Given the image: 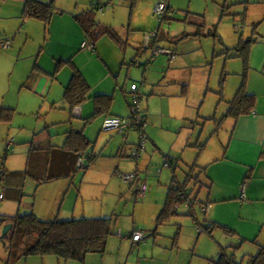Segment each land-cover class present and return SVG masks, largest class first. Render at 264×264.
<instances>
[{
  "label": "crops",
  "instance_id": "0c3cea01",
  "mask_svg": "<svg viewBox=\"0 0 264 264\" xmlns=\"http://www.w3.org/2000/svg\"><path fill=\"white\" fill-rule=\"evenodd\" d=\"M0 1H3V3L10 2L8 0ZM39 1L49 2L51 0ZM98 1L99 2L86 0L85 2H82L81 0H78L74 8H72V6L69 8L60 7L56 9L57 12L53 14L50 24H45V30L49 29V31H51L50 25L52 24V27L53 24L56 25L59 22L61 23L60 27H62L63 32L59 33V36H64L68 32L72 35L73 39L71 42L64 41L61 43L63 48L62 55L70 52L65 58H72L76 66L80 68V66L74 61V55L76 56L79 51L90 53L92 56L94 55V67L97 68L96 75H94L93 85L87 79V77L89 78L88 74L85 72L86 77L83 70L80 68L88 83L91 85L92 91L85 101L86 103L77 107L79 113H77L76 117L84 120L83 125L81 126L78 124V128L73 126L69 127L65 131V140L70 129H80L86 134V126L93 120L92 119L90 122H87L85 121V118H88L94 111V103L92 106V101H90L94 96L93 94H95L94 92L107 93L114 96L120 88L123 91L125 100L128 104V99L132 97V94L129 92V86L132 82H136L140 87V92L142 93V95L140 94L141 98L139 100L140 109L146 117L145 129L147 133V140L145 142V149L142 152V155L137 160L130 158V153L139 140V136L138 139L135 138L136 134L139 135V131L137 130H132L125 134L121 133V136H117L115 140L113 139V136L108 134L99 135V138L94 140L97 142L98 146L96 145L95 147L94 145V149L92 148L94 153L97 154L99 145H102L103 142H105L104 146L100 148L102 154L100 157L104 159L105 163L100 159L97 164H94L95 167L100 163V161H102L104 165L101 169H94V172H102V179L99 181L101 184H110L113 179L112 176L114 175H120L123 179L122 175L130 172L138 173L139 178L146 182L144 195L140 196V192L139 194L137 193L139 189V181L130 183L123 179L124 181L130 183L129 186L131 187L127 189L126 194L128 197H131L134 203H136L132 213L136 214V216L134 217L131 232L142 230L144 231L145 238L140 242L134 243L132 237L129 235L131 232L128 233L127 230L124 231L122 226H118L119 229L116 231V224L118 223L117 219V221L113 224L112 235L115 236L113 242L114 246L117 244V255L119 258L118 264H129L131 255H134L136 258L134 262L137 264H190L189 261L187 262L185 259H182L183 255L180 245V233L183 231L182 223L176 220L171 224V221H173L171 219L168 223L161 225L158 232L155 233L154 228L156 227L157 216L163 207L157 213L158 208L162 205L159 201L153 203L151 201L152 196L156 190L160 191L161 188H164L165 183L169 181L164 201L165 204L168 188L174 182V178L176 177L179 181L185 180L190 166L196 164V169L200 173V178L203 179L205 183H209V186L203 185L204 187L201 188L202 191L200 190V192H204L206 194V198L205 200H200L204 202V204H208V210L205 213L209 212V210L214 212L211 218L212 220L221 222L219 220L222 219L219 218L216 213L217 208L219 207L218 204L227 200H239L244 207L248 206L252 210L254 216L258 211L262 212L264 216V57H262L260 64L254 63V59L252 57V47L254 42H252L249 49L250 54H248L249 69L246 72L241 57H228L226 54H219L223 51L218 52V49H214L213 53H217L219 55L213 56L211 60V70L207 72L208 77L198 84V91L193 93L190 86L192 77L191 73H189V69L194 66V58H190L187 52L181 53L180 48L173 45L177 54L176 58L172 59L168 54H166L168 56L164 57H161V54L152 57V60L156 57L159 58L155 59L154 64L145 65L143 73L144 81L133 79L129 74H127L125 82H122V62H125L127 57L117 61L119 64L118 68L121 71L116 73L113 61L115 60L118 52H121V50L114 38L107 35L99 37L94 41V51L85 50L81 46L83 40L89 36H86V31L77 19V16L87 9L93 7L97 8L98 5L99 9H95V13H99L101 11L103 12L106 7L102 8V5H107L108 3H112L116 0H109L107 4L100 2L102 0ZM130 1L131 5L128 14V16H130L128 21L130 20V22H128L129 24L127 25V33L130 34V32H132L131 36H133L134 40H136V36L137 38L143 36V41H145L146 35L150 34L148 43L145 42V46L149 47V44H151L154 39L153 37L157 34L154 31L156 30L157 22H161L159 19L160 15L157 13L158 16L155 17V9L153 10L151 7L146 8L143 3L139 4L137 2L135 4L133 0ZM160 1L167 3L170 11L168 13L169 16L176 15V9L173 7L171 0ZM13 2L15 3L14 12L7 15V17L12 19L13 22L9 24L8 28H1L0 26V52H2L3 55H11V53L15 51L24 53L25 48L28 47V42L31 41L30 30L32 29V25H34L33 22H29L30 20L35 19L36 21H40V23H45V21L40 18L24 15L26 0H24V2H22V0H14ZM18 6L20 8H17ZM1 10L0 18H2L3 15ZM20 12L21 16H19ZM188 12L193 11H186V13ZM143 15L147 16V18L144 19ZM185 16L184 18H186ZM21 18L25 20L24 22L19 23ZM168 21L171 22V20ZM182 21H184V19H182ZM100 23L111 26L118 32L113 25L105 24L103 22ZM191 30L192 29L187 31ZM22 31L24 32V35H26L25 40L21 38ZM46 31L47 33L49 32L48 30ZM135 32L138 33L135 34ZM182 32H179V34H182ZM118 34L120 35L119 32ZM216 36L220 35L216 33ZM120 37L126 41L127 45L128 40L121 35ZM19 38L23 40L20 43L16 41ZM8 40H10L11 43L9 46L4 47L3 43ZM165 46L169 45L165 44ZM136 48L138 49L137 46ZM226 49L227 48H225V50ZM43 50L44 49H42V51ZM107 52L113 53V57H111L112 59L108 57L109 55H107ZM127 52L128 50H126L125 54H127ZM205 54L207 56V61L210 62L207 51ZM39 55L40 54H32V58H37L38 60ZM85 57L86 55H84V58ZM167 57L169 62L167 61ZM84 58L82 59L84 60ZM144 58L146 57L136 53V55L132 57V62L136 63L139 59L143 60ZM141 64L143 65V63ZM166 64H168V71L162 70L165 69ZM82 65L86 66L84 63H82L81 66ZM69 68H72L73 70L72 65L66 66L62 69L58 76L52 75L54 78L50 77L51 74L44 73V71L38 73L36 71L31 72L32 74L30 73L28 76V82H22V85L34 88L43 96L47 95V99L53 98L51 104H54V102H56L57 92L62 91V89L65 92V88L69 83V81L66 82L68 77L71 75ZM148 70L149 74L147 76ZM215 71L216 83L213 84L212 78ZM245 72L246 90L255 95L253 105L245 114L238 116L229 115L224 117L228 112L230 100L235 97L240 89V86L243 84ZM153 73H156L157 76H154ZM230 76H233L234 78L228 81ZM113 77L116 78L115 82L112 81ZM129 79L131 80L130 82L128 81ZM53 90L55 93L52 97L51 92ZM164 95H168L169 97L179 95V100L177 102H173L169 99H163L160 106L157 107L156 97ZM217 95L219 96V99L217 98ZM47 99L45 103L43 102L42 105L39 106L41 112L46 106L48 101ZM63 101L67 103L64 100V93ZM67 105L69 106L68 103ZM112 108L113 107H111L108 113L99 115L103 116V118H99L97 122L96 127H99V131L105 129L103 127V122L108 114L124 116L125 111L123 109L116 107L112 110ZM225 110L226 112L220 116V114H222ZM41 114L42 113H40V115ZM223 117L224 119H222ZM39 122L41 121H37V126H39L40 129H36L37 131L31 137L24 140L22 139V143L25 145L22 147L24 148L22 150L25 152L26 161L25 168L21 171L24 179L21 188H18V190L22 193L21 196L27 194L33 196V208L31 210H26L24 213L33 212L45 220H51L54 218L73 219L82 217H112L116 215L120 209V202L123 195H121V200L119 199L117 201L118 203L114 205L112 212L103 214V210L105 212L106 209L103 208V205H101V214L88 216L89 214H95L94 209L86 206L85 195L82 199L80 198V187H74V183L77 182V177L80 175L79 172L82 173L80 183L84 182V175L91 171L92 168L90 167V162L93 160L91 161L90 159H87L85 164L88 166H80L78 158L81 153L77 154L66 149L64 147L65 141L64 143L59 142L58 140L54 141L52 136L55 135V131L50 128L48 123L43 125L42 122ZM176 130L178 132H176ZM17 141L21 142L20 136L16 138L12 137L7 140V143L5 144L6 153L10 151L16 153V148L14 149V146L17 144ZM22 143H19V147H21ZM197 144H205L200 154V149ZM89 150L90 146L82 151V153H90V156L93 159V154H91ZM106 155H109L112 158L107 160L105 158ZM95 157L96 156L94 155V158ZM168 161L170 164L167 165L166 162ZM164 162L165 164H163ZM181 163L182 165L187 166L186 171L183 173L184 177H182L181 173H179ZM174 165L177 167L174 168ZM117 179L119 180V178ZM108 186L110 185H105V188ZM27 189L32 192L29 193ZM162 191H164V189ZM149 192L151 194H149ZM18 195L19 194H16L17 199L19 198ZM146 196L149 197L148 201H145ZM5 198L6 193L3 194V198L0 199V202L5 200ZM64 207L66 208L64 209ZM1 208L5 211H0V225L3 224L4 226L6 224H12L1 223V220H3L4 217L15 216L19 213H23L17 212L15 214H10L6 212L8 211L6 206H1ZM144 209L152 211V219L149 220L141 216V211ZM79 213L84 214L77 217L76 215ZM141 220L147 222L150 226L153 225V227H143L142 223H140ZM196 223L199 227L202 225L199 219ZM223 224L231 227L227 223ZM199 227H197V229L195 226V230L198 231V235L202 233V230H200ZM240 231L242 230L240 229ZM176 232H179V235H177L179 240L174 239L177 234ZM235 232H237V230ZM118 235H122V238ZM118 237L119 240H117ZM243 238L246 239V237H242L241 239ZM110 239L111 238L109 237L107 240V246H109ZM1 240L6 246L4 238H1ZM253 240L258 244V247L249 255L257 254L261 246L264 245V242L260 241L256 237ZM110 247L111 248L109 250L107 249L104 254H88L85 257L86 261L84 260L82 264H88L89 259H94V264H97L95 259H100L98 264H105L104 255H106L108 251L109 253H114L115 250L113 246ZM135 247L137 248L135 249ZM197 254L198 253H196L193 249L192 255ZM40 256L43 257L40 258L38 255H31L22 258L26 259L25 261L27 264H48L51 261H54L51 254ZM57 259L59 263L64 262V264H75L74 262H69V260L59 258L58 256ZM17 261L14 264H16Z\"/></svg>",
  "mask_w": 264,
  "mask_h": 264
},
{
  "label": "rangeland",
  "instance_id": "374dc122",
  "mask_svg": "<svg viewBox=\"0 0 264 264\" xmlns=\"http://www.w3.org/2000/svg\"><path fill=\"white\" fill-rule=\"evenodd\" d=\"M10 2L3 3L0 1V10L3 13L2 18H0V26L1 28L9 26L12 19H9L7 15L11 12H14L15 3L14 0H8ZM47 1V0H43ZM78 0H55V8L58 9L60 7L69 8L72 6L74 8L76 6V2ZM85 2L86 0H81ZM135 4L138 2L139 4H144L147 8L151 7L153 10L155 9L156 4L160 0H133ZM173 7L176 9L175 19L164 22H157L156 30L154 31L157 33L158 29L160 28L161 31L165 32V34L169 33V37L171 39H175L179 32L187 31L193 29V27L187 24L184 19V16L187 14L186 11H193L197 13H205V22H206V29L212 28L217 34L220 36L208 35L203 37H189L187 39H178L177 47L180 48L181 53L187 52L190 58H194V66L191 67L189 73H191V90L193 93L198 91V84L202 82L206 77H208L209 70H211L212 63L211 60L213 56H215L214 49H218L219 51H224L225 48L230 49L235 47L239 44L240 41H246L249 38H253L257 36V41L255 40L252 47V57L254 59L255 64H260L262 57H264V0H171ZM24 2V0H22ZM80 2V1H79ZM94 2H99L98 0H94ZM100 2H104L103 4H107L109 0H102ZM12 4V5H10ZM130 0H116L112 3H108L106 5V9L102 12H97L96 20L99 22H103L105 24L113 25L122 37H125L128 40V44L125 46L119 45L121 52H118L116 55L115 60L113 61V66L116 69L115 72L118 73L121 70L118 68L119 64L117 61L127 57L125 62H122V75L121 80L125 82L127 74H129L133 79H137L139 81H144V69L145 65L154 64L156 57L152 60V53L153 47H146V37L145 41L143 36L134 40L133 36L127 33L128 28V16L130 11ZM109 6V7H107ZM87 7V6H86ZM17 8H20L19 6ZM21 16V12L19 13ZM157 17V13L154 14ZM160 17V16H159ZM143 18H147V16L143 15ZM161 20V17L159 18ZM25 19L20 20L19 23L24 22ZM29 22H33L32 29L30 30L31 41L28 42V47L25 48L24 53L18 51L13 52L11 55H3L0 52V105H8L13 106L16 108L15 114L11 121H0V193L5 194V200L0 202V211H5L1 206H6L8 208V213L15 214L19 212H25L26 210H31L33 208V196L30 195H23L21 196V192L18 188H21L24 176L22 175L21 171L25 168V152L22 150L25 145L22 141L26 138L31 137L37 131L36 129H40L37 126V121H41L43 125H48L50 128L55 131V135L52 136L53 140H58L59 142L64 143L65 141V131L73 126L78 128V124L81 126L84 123L82 118H77L70 112V108L63 101V89L62 91L57 92L56 102L51 104L53 98L47 99V95L43 96L39 91H36L32 87L22 85L28 82L29 74L31 72L36 71L43 72L46 74L58 76L62 69L66 66H71V63L61 64L58 66V58L68 59L69 57L65 58L66 55H62L63 48L62 44L64 41H69L73 39L72 35L68 32L64 36H59V33L62 32V27H60L61 23H57L56 25L53 24L50 30L47 33L45 30V23H40V21H36L35 19L30 20ZM63 22V21H62ZM6 28V30H7ZM63 33V32H62ZM138 32H135L137 34ZM178 33V34H174ZM134 34V35H135ZM20 36V33H19ZM109 36V35H107ZM129 37V38H128ZM21 38L25 40L26 35L22 31ZM19 38L16 41L22 42L23 40ZM131 40V41H130ZM108 42V41H107ZM162 46L168 44V42H163ZM111 44V43H110ZM138 47V49L136 48ZM184 46V47H183ZM43 47V48H42ZM1 48V47H0ZM183 48V50H182ZM13 49V48H12ZM42 49H44L42 51ZM141 49V50H140ZM72 50V49H71ZM126 50H128L127 54ZM140 50V51H139ZM41 51V52H40ZM207 51L208 57L210 62L207 61V56L205 52ZM143 55L146 58L143 60H138L136 63L132 62V57L136 55ZM33 55H39V58H32ZM57 54V55H56ZM250 54V52H249ZM56 55V56H55ZM84 55L86 57L84 58ZM108 57H113L112 52H107ZM161 57L168 56L166 54H161ZM226 56V55H225ZM84 58V60L82 59ZM109 58V59H110ZM112 59V58H111ZM245 57H241V60L244 63L245 69ZM74 61L80 66L83 70L84 74H88L89 82L93 85L94 75H96L97 68L94 67V55L92 56L90 53H85L83 51L77 52L76 56L74 55ZM116 61V62H115ZM167 61L169 59L167 57ZM37 62V65H36ZM84 63L86 66H81ZM143 63V65L141 64ZM223 67V65H222ZM217 68V66H216ZM71 75H72V68H69ZM164 71H168V64L165 65ZM47 71V72H45ZM156 72V69H155ZM254 72V70H253ZM32 74V73H31ZM149 74V70L147 72V76ZM154 76H157L156 73H153ZM71 75L68 77L67 81H69ZM235 76V75H233ZM233 76H230L228 81H230ZM54 78V77H53ZM115 77L112 78V81L115 82ZM131 81L130 79L128 80ZM160 81V80H159ZM213 84L216 83V71L212 78ZM123 85V84H122ZM52 97L54 95V90L51 92ZM113 93V92H110ZM157 107L160 106L163 99H169L173 102H177L179 100V95L173 96H157ZM219 99V96L217 95ZM48 100L44 110L41 112L40 107L42 103ZM93 106V98L92 100ZM89 102V101H88ZM87 102V103H88ZM86 103V102H84ZM82 106V105H81ZM112 110L116 107H119L125 111L124 116H129L131 113V108L128 106L123 91L119 88L118 92L114 94V100L112 102ZM42 109V107H41ZM227 110V109H226ZM223 111L220 116H222L225 112ZM40 113H42L40 115ZM74 116V117H73ZM76 117V118H75ZM99 118H103V116H98L93 119L90 123L86 126V134L92 140L90 145V152L93 154V161L90 162V167L92 168L88 174L84 175V182L80 183V179L82 173H80L79 177H77V182L74 183V187L79 186L80 190V198L84 197L85 195V202L87 207H91L94 209L95 214H85L88 216H94L101 214L100 209L101 205H103L106 209L104 213L112 212V209L117 201L121 198L120 202V209L116 215H114L113 222L117 221L116 224V231L119 229L120 226L123 227L124 231L131 232L133 227V221L136 214L133 213V208L136 203L133 202L131 197H128L126 191L130 183L124 181L120 175L112 176V180L110 184H101L99 181L102 179V172H94V169H101L104 165L102 161L105 163L104 159L101 158V150L104 146L99 145L97 154L94 153V145L98 146L97 142L94 140L99 138V135L108 134L113 136L115 140L117 136H121V133L117 130H102L99 131V127L97 126V122ZM39 122V123H41ZM11 131V132H10ZM18 132V133H17ZM176 132H178L176 130ZM20 136L21 142L17 141V144L14 146L16 148V153L7 152L5 149V144L7 140L11 139L12 137L16 138ZM138 134L135 135V138L138 139ZM23 139V140H22ZM19 143L21 147H19ZM93 148V149H92ZM13 149V147H12ZM159 152V151H157ZM7 154V155H6ZM159 154V153H158ZM94 155L96 156L94 158ZM6 156V158H5ZM105 158L107 160L111 159L109 155H106ZM100 163L94 167V164H97L98 160ZM165 164V162L163 163ZM161 166V165H160ZM161 168V167H159ZM187 166L182 165L179 169V173L183 176L184 171H186ZM20 171V172H19ZM119 178V180L117 179ZM182 179V178H181ZM112 184V185H111ZM124 184V185H123ZM169 181L165 183V187L161 188L160 191L156 190L152 196V202L156 203L159 201L162 206H160L157 210V213L163 207L166 191ZM105 185H110L105 188ZM123 187V188H122ZM119 189V190H118ZM164 189V191H162ZM76 190V189H74ZM118 190V191H117ZM134 190V189H133ZM27 191L31 193V190ZM202 191V190H201ZM76 192V191H75ZM198 192V188L195 189V194L198 196V200L203 199L205 200L206 194L204 192ZM16 194H19V198L17 199ZM149 194H151L149 192ZM138 195V194H136ZM148 195V194H147ZM150 196V195H149ZM146 196L145 201H148ZM20 199V200H19ZM129 201V202H127ZM142 202V201H140ZM66 206V205H65ZM155 206V205H153ZM217 214L219 218L222 220L220 223H227L231 227L237 230V232L233 234L226 233L222 227H216L215 230L210 234L204 229V224L207 223L208 219H211L214 212L209 210V212L205 213L202 210L200 203H197L195 206V213L193 215L190 214H180L176 215L172 218L175 222L182 223L183 231H181L180 236V245H181V252H182V259H185L187 262L189 261L190 264H215L216 260L221 256L223 250H229L228 252H234V257L242 261V264H246L249 254L253 253L258 247V244L255 243L253 240L255 237L260 241L264 242V216L262 212H258L255 214L252 210L247 206L244 207L243 204L239 200H227L222 201L218 204ZM66 207H64L65 209ZM109 209V210H108ZM187 206H181L180 211H187ZM37 211V210H36ZM142 217L147 219H152L151 210L144 209L141 211ZM149 213V214H148ZM156 213V216H157ZM82 213L76 215L80 217ZM84 214V213H83ZM82 214V215H83ZM197 217V218H196ZM141 219V218H140ZM199 221L203 224L197 226L196 221ZM257 223H256V221ZM143 227L152 228L150 224L141 220ZM119 226V227H118ZM199 227L203 231L200 235H198V231L195 230ZM242 230L240 231V229ZM168 227V225H167ZM4 225H0V235ZM121 229V228H120ZM198 229V228H197ZM239 230V231H238ZM122 234V233H121ZM128 235V234H124ZM242 235V236H241ZM119 236V235H118ZM120 235L119 237H121ZM119 237L117 240H119ZM198 237V238H197ZM242 237H246L242 244L239 245V241ZM110 243L107 246L109 250L113 246L115 248L114 253L107 252L105 257V264H118V255H117V244L114 246V238L115 236H110ZM179 240V237H178ZM117 242V241H116ZM108 244V243H107ZM137 247H135L136 249ZM193 249L198 253L197 255H192ZM9 248L8 246L4 245L1 238H0V264H7L5 261L8 258ZM37 256V255H35ZM40 258L43 256L38 255ZM51 257L54 261H51L48 264H64L59 263L57 256L51 254ZM94 258V257H93ZM214 258V259H211ZM26 259L22 258L21 260L17 261L16 264H27ZM42 260V259H41ZM97 264L100 262V259H95ZM136 258L134 255H131L129 260V264H137L134 261ZM86 261V260H85ZM69 262H74L75 264H82V261L79 260H69ZM186 262V263H187ZM39 264V263H33ZM43 264V263H41ZM84 264V263H83ZM88 264H94V259H89Z\"/></svg>",
  "mask_w": 264,
  "mask_h": 264
},
{
  "label": "trees",
  "instance_id": "16d2710c",
  "mask_svg": "<svg viewBox=\"0 0 264 264\" xmlns=\"http://www.w3.org/2000/svg\"><path fill=\"white\" fill-rule=\"evenodd\" d=\"M54 1L55 0H51L49 2H41L39 0H26L24 15L40 18L45 21L46 25H49L52 20L53 14L57 12L56 8L54 7ZM95 9L98 10L99 5L97 8L93 7L87 9L77 16V19L80 21L84 30L86 31V36H89L93 41H95L103 35H109L114 38V40H116L117 44L125 46L126 41H124L120 37L115 29H113L111 26H107L96 21ZM169 12L170 11L167 7V11L165 12L164 16H160L161 22L173 20L176 18L172 15L169 16ZM185 17L186 18H184V21H186L189 25H192L194 29H192L191 31H183L182 34L177 35L175 39H171L169 37V33L165 34V32L161 31V29L159 28L156 36L153 37L154 39L152 43L149 44V47L168 48L173 52L172 56L170 54L168 55L172 59H174L176 58L177 54L173 48V45L177 47L178 39H185L190 36H203L208 34H213L216 36V33H214L215 31L212 28L206 29L207 25L205 22V14L188 12ZM256 38L257 36H254L253 38H249L246 41H242L235 47L226 49L219 54L223 53L228 57L244 56L245 70L247 72V70L249 69L248 54L250 44L257 40ZM163 42H168V44L166 45L169 46H162V44H164ZM219 54L216 53L215 56H218ZM67 63H71L73 72L70 77L69 83L65 88L64 100L69 104L71 113L76 116L77 114L75 113V109L87 100V98L91 94L92 87L88 83L81 69L73 62L72 58L58 59V66ZM246 72L243 84L240 86V89L238 90L235 97L230 100L228 112L224 117L229 115L238 116L241 114H245L251 109L253 105L255 95L246 90ZM133 85L136 86L135 92L131 89ZM129 92L132 94V97L128 99V105L131 108V113L126 117H131L132 110L136 106L140 108L139 100L142 95V93L140 92V87L136 82H132L130 84ZM94 93V111L88 118H85V121L87 122H90L92 119L96 118L99 115L108 113L112 107L111 105L114 100V96L111 94L101 92ZM15 111V108L1 104L0 121H11L15 114ZM140 111L142 110L140 109ZM108 116L118 115L108 114ZM224 117L222 119H224ZM132 130H137L140 133V130L138 128H130L125 132L120 133L125 134ZM144 131L146 132L145 127ZM91 143L92 140L88 138L83 130L70 129V131H68L67 133L64 147L77 154H80L87 147H89ZM137 144L138 142L135 144V147L137 146ZM204 145L205 144H197L198 148L200 149L199 154L201 153ZM87 155L88 159L92 161L93 159L90 156V153H88ZM167 163L170 164L169 161ZM176 167L177 166L174 165V168ZM203 185L209 186V183H205V181L200 178V173L196 169V164L190 166L185 180L179 181L175 177L174 182L168 188L167 198L163 209L157 216L156 227L154 228L155 233L158 232L161 225L168 223L176 215H193L195 213V206L197 203H200L202 210L206 212L208 210V204H204V202L198 200V196H196L195 194V189L198 188V192H200L201 188L204 187ZM181 206H187L188 210L180 211ZM113 219L114 217L112 216L96 218L82 217L73 219L54 218L51 220H45L40 218L33 212L19 213L15 216H6L3 218V220H1V223H12V227L4 237V241L9 248V256L6 259V263L14 264L18 259L22 257L47 254H54L59 258L65 260H79L84 262L85 257L88 254H104L107 251V240L110 235L113 234ZM216 227H222L225 232L229 234H233L236 231L235 229L212 219H208L207 223L204 224L205 231L210 234L215 230ZM200 230L202 229L200 228ZM132 233L133 232L129 234L131 237ZM177 235H179V232L176 234V237H174V239H178ZM243 241L244 238L239 241V245L242 244ZM234 254V252L229 253L228 251L223 250L221 256L214 263L242 264V261L237 260L234 257ZM246 264H264V245L261 246L257 254L249 255Z\"/></svg>",
  "mask_w": 264,
  "mask_h": 264
},
{
  "label": "built area",
  "instance_id": "2783aa9c",
  "mask_svg": "<svg viewBox=\"0 0 264 264\" xmlns=\"http://www.w3.org/2000/svg\"><path fill=\"white\" fill-rule=\"evenodd\" d=\"M102 8H105L106 5H102ZM167 3L164 1H159L156 6H155V12L158 13L160 16H164L165 12L167 11ZM11 43L10 40L6 41L3 43L4 47L9 46ZM82 48L88 51H94L95 49V44L94 41L90 37H86L83 42H82ZM161 53L165 54H170L172 56V51L168 48H155L153 50V56H157ZM131 89L135 92L136 91V86L133 85ZM75 113H79L77 108L75 109ZM145 121L146 117L142 111H140V108L137 106L133 108L132 110V115L131 117H119V116H108L105 118L103 127L106 130H117L119 132H125L126 130L130 128H138L140 130L139 133V140L137 146L132 150L131 152V158L132 159H138L141 155L142 152L145 149V142L147 140V134L144 131L145 127ZM88 159V155L85 153H81L79 158H78V163L80 166L85 165L86 160ZM168 165V163H166ZM123 179L130 182V183H135L139 181V189H138V194L140 192V196L144 195V192L146 190V182L139 178V174L136 172H130V173H125L122 175ZM141 183V184H140ZM3 198V194H0V199ZM144 238V231L142 230H136L132 233V239L133 242H139Z\"/></svg>",
  "mask_w": 264,
  "mask_h": 264
},
{
  "label": "water",
  "instance_id": "95a60500",
  "mask_svg": "<svg viewBox=\"0 0 264 264\" xmlns=\"http://www.w3.org/2000/svg\"><path fill=\"white\" fill-rule=\"evenodd\" d=\"M150 39V35H147V38H146V43H148ZM148 46V45H147ZM155 49V48H154ZM153 49V50H154ZM152 57H153V53H152ZM12 224H6L2 230V233H1V238H4V236L7 234V232L10 230ZM5 243V242H4Z\"/></svg>",
  "mask_w": 264,
  "mask_h": 264
},
{
  "label": "clouds",
  "instance_id": "9594fccd",
  "mask_svg": "<svg viewBox=\"0 0 264 264\" xmlns=\"http://www.w3.org/2000/svg\"><path fill=\"white\" fill-rule=\"evenodd\" d=\"M154 48H163V47H153V49H154ZM161 54H162V53H161ZM163 54H165V53H163ZM153 57H155V56H153ZM166 163H167V162H166ZM168 164H169V163H168Z\"/></svg>",
  "mask_w": 264,
  "mask_h": 264
}]
</instances>
